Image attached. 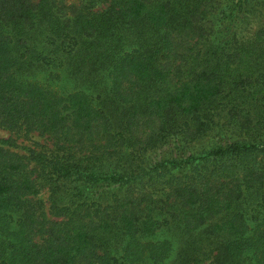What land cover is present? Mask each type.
Returning <instances> with one entry per match:
<instances>
[{"label": "trees", "instance_id": "1", "mask_svg": "<svg viewBox=\"0 0 264 264\" xmlns=\"http://www.w3.org/2000/svg\"><path fill=\"white\" fill-rule=\"evenodd\" d=\"M0 127V264H264V0H0Z\"/></svg>", "mask_w": 264, "mask_h": 264}, {"label": "rangeland", "instance_id": "2", "mask_svg": "<svg viewBox=\"0 0 264 264\" xmlns=\"http://www.w3.org/2000/svg\"><path fill=\"white\" fill-rule=\"evenodd\" d=\"M64 3L68 4V3H79L80 0H62ZM261 20L262 18L258 17V16H254L253 19L250 22L249 25V29L246 30L247 33H251L254 28L256 27L257 24V20ZM43 74H37L36 78L37 79H43L44 81L48 80V77H52V79H54L53 82H56L55 87H59L62 89H66L69 86V81L65 78H62L61 81H59V78L56 80L55 78H57V76H55V74L51 73L49 76L48 74H45L42 77ZM5 140H7V142H4ZM12 140H14V144H16V146L13 145ZM0 143L3 146H10V149L15 150L19 153H23L24 152V148L25 147H33L35 149H41V150H45L46 147L48 148L49 143L48 141L43 137L40 136L38 133L36 132H30L28 133L27 137L22 136L21 134H16V133H12L9 132L7 129H4L2 127H0ZM40 197L42 199L45 200L46 198V191L42 190L40 192ZM146 240H143V243H145ZM264 245V244H262Z\"/></svg>", "mask_w": 264, "mask_h": 264}]
</instances>
